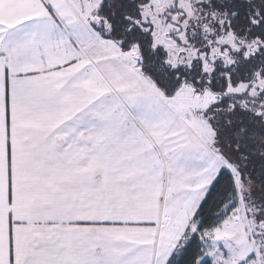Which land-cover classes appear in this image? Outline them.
I'll return each mask as SVG.
<instances>
[{
  "label": "snow or ice",
  "instance_id": "obj_1",
  "mask_svg": "<svg viewBox=\"0 0 264 264\" xmlns=\"http://www.w3.org/2000/svg\"><path fill=\"white\" fill-rule=\"evenodd\" d=\"M0 264H264V0H0Z\"/></svg>",
  "mask_w": 264,
  "mask_h": 264
}]
</instances>
